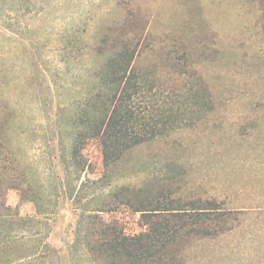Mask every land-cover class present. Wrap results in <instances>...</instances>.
I'll use <instances>...</instances> for the list:
<instances>
[{
	"label": "rangeland",
	"instance_id": "1",
	"mask_svg": "<svg viewBox=\"0 0 264 264\" xmlns=\"http://www.w3.org/2000/svg\"><path fill=\"white\" fill-rule=\"evenodd\" d=\"M132 40L135 67L172 95L174 127L109 179L82 136L85 104ZM129 182L155 201L221 204L218 233L194 238L181 264H264V0H0V264H96L85 222ZM105 209L127 232L145 228Z\"/></svg>",
	"mask_w": 264,
	"mask_h": 264
},
{
	"label": "trees",
	"instance_id": "2",
	"mask_svg": "<svg viewBox=\"0 0 264 264\" xmlns=\"http://www.w3.org/2000/svg\"><path fill=\"white\" fill-rule=\"evenodd\" d=\"M117 51L115 57L107 60L105 72L93 80V92L84 102L92 109L93 117L89 133L82 136L91 134L100 144L104 177L109 179L121 174V164L127 163L134 149L174 127L166 116L172 95L160 92L156 78L135 67L138 41H123ZM83 142L76 144L75 157ZM162 197L155 201L145 187L135 182L117 184L85 222V240L92 262L181 264V250L194 238L216 236L223 212L217 199L184 201L165 194ZM108 206H123L139 213L145 228L130 233L118 222L105 219L102 213Z\"/></svg>",
	"mask_w": 264,
	"mask_h": 264
}]
</instances>
